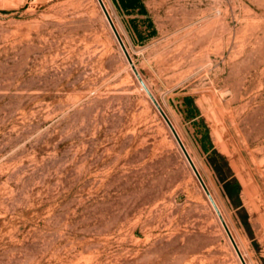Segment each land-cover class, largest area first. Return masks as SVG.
<instances>
[{"label":"rangeland","instance_id":"1","mask_svg":"<svg viewBox=\"0 0 264 264\" xmlns=\"http://www.w3.org/2000/svg\"><path fill=\"white\" fill-rule=\"evenodd\" d=\"M104 2L264 264V0ZM0 264H242L98 0H0Z\"/></svg>","mask_w":264,"mask_h":264},{"label":"water","instance_id":"2","mask_svg":"<svg viewBox=\"0 0 264 264\" xmlns=\"http://www.w3.org/2000/svg\"><path fill=\"white\" fill-rule=\"evenodd\" d=\"M107 20H108V23L114 33V35L116 36L124 54L126 55L127 57V60L129 62V64L131 65V68L134 72V74L136 75L137 79L139 80L142 88L146 91V93L148 94V96L150 97V99L152 100V102L154 103V105L157 107L158 111L160 112V114L162 115V117L164 118V120L166 121V123L168 124V126L170 127L175 139L177 140L182 152L184 153L187 161L189 162L193 172L195 173L197 179L199 180L202 188L204 189L208 199L210 200L211 204L213 205L227 235L229 236L233 246H234V249L240 259V261L242 262V264H248L237 241L235 240V237L233 236V233L231 232V229L229 228V225L227 224V221L225 220V217L223 216V213L221 212L217 202L215 201L211 191L209 190L205 180L203 179L199 169L197 168L191 154L189 153L187 147L185 146V143L183 142L181 136L179 135L175 125L173 124V122L171 121V119L169 118L168 114L165 112V110L163 109V107L161 106L160 102L158 101V99L156 98V96L154 95V93L151 91V89L149 88V86L147 85V83L145 82V80L143 79L140 71L138 70L104 0H98Z\"/></svg>","mask_w":264,"mask_h":264},{"label":"trees","instance_id":"3","mask_svg":"<svg viewBox=\"0 0 264 264\" xmlns=\"http://www.w3.org/2000/svg\"><path fill=\"white\" fill-rule=\"evenodd\" d=\"M119 5L125 8L127 11H133L139 8L142 12H146V7L143 0H117ZM193 110H198V108L193 105ZM191 111V110H190Z\"/></svg>","mask_w":264,"mask_h":264},{"label":"bare ground","instance_id":"4","mask_svg":"<svg viewBox=\"0 0 264 264\" xmlns=\"http://www.w3.org/2000/svg\"><path fill=\"white\" fill-rule=\"evenodd\" d=\"M240 247H241V245H240Z\"/></svg>","mask_w":264,"mask_h":264}]
</instances>
